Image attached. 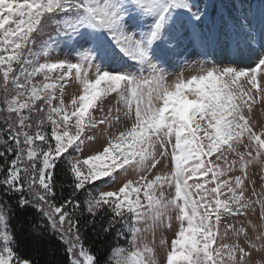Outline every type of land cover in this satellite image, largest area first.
<instances>
[{
  "label": "snow or ice",
  "instance_id": "obj_1",
  "mask_svg": "<svg viewBox=\"0 0 264 264\" xmlns=\"http://www.w3.org/2000/svg\"><path fill=\"white\" fill-rule=\"evenodd\" d=\"M259 16L254 24L249 14L222 13L221 27L204 31L209 14L195 0H0V195L8 197L0 199V264H39L20 254L11 223L32 209L27 233L37 252L58 237L66 260L57 264L264 259V127L253 122L264 106V9ZM185 39L247 54L252 66L213 63L169 82ZM56 45L73 58L53 59ZM72 82L78 94L66 102ZM109 98L116 106L105 109ZM97 131L106 146L81 159ZM60 166L72 189L62 203ZM129 170L136 178L120 180ZM240 216L258 222L225 225ZM89 226L131 247H111L102 262L85 244Z\"/></svg>",
  "mask_w": 264,
  "mask_h": 264
},
{
  "label": "rangeland",
  "instance_id": "obj_2",
  "mask_svg": "<svg viewBox=\"0 0 264 264\" xmlns=\"http://www.w3.org/2000/svg\"><path fill=\"white\" fill-rule=\"evenodd\" d=\"M195 2L201 9H207L208 11L209 19L207 23H205L207 30L210 27L215 30L220 28L223 23L222 18H221L222 13L219 11V8L222 5V0H195ZM248 2L252 3V0H248ZM226 3L228 4L229 8H230L229 4H231V8H233L232 10L231 9L228 11L226 10L227 13L231 11L229 13L232 14V16H236V15L240 16L241 14L240 11H242V7L238 6L239 0H227ZM238 7L240 9L238 10L239 14H237ZM263 7H264V4H263ZM263 7H261L259 10L261 11ZM254 8H257V7L254 6ZM223 18L225 20V18H229V17L225 16ZM205 24L202 25V28L204 29V31H207L205 29ZM214 47L215 45L208 48V47L202 46L201 44L199 45V47H196L195 44L190 43L188 39H185L182 42L179 49L177 50V55L170 58L169 66L167 69L169 73V82L174 80L177 74L183 73L185 76H190L195 72L196 69L200 67H205V68L211 67L213 63H215L217 67L233 66L239 69H244V68L252 66V59H250L249 56H247V54L242 55V56L234 55L232 50H230L227 47H223V46H220L218 48V53H216V51L214 50L215 49ZM52 58L53 59H64V58L72 59L73 56L70 53L68 48H65L63 45H56L52 53ZM76 94H78V85L75 82H72L70 83L69 86L66 87V94H65L66 102L73 95H76ZM115 106H116V100L114 98H109L105 102V109L110 108V107L114 108ZM97 115H100V114L97 113ZM253 122L256 125L257 129L264 127V106H257V108L254 110ZM128 123L129 122H125V125H127ZM112 131L114 132L115 128L112 129ZM89 134H93V133H89ZM94 135L96 137L94 140L92 141L85 140L83 150L79 154L81 159L86 158L88 155L94 154L95 152L99 150H102V147L106 146L107 138L102 134L101 131L95 132ZM250 172H252L251 168H250ZM136 176H137V173L135 171L129 170L127 173H123L120 176V180L134 179L136 178ZM251 178L256 181V190L257 192H260L261 191V180L259 178V175H252ZM97 183L99 184L100 182L98 181ZM118 186H119V181L116 184L105 186L101 190H113L115 187H118ZM77 196L81 201L83 200V196H81L79 193L77 194ZM249 218L252 219L253 221L258 222L257 217L255 216H251V217L240 216L236 218L227 219L224 221V223L225 225L228 223L234 224L238 228L242 225H247V221ZM174 230H175V223L173 225V231H167L164 233V235L168 237L169 241L172 238H174L173 236ZM160 235L161 233L157 232L156 234L157 245L160 239ZM250 235H254V234L250 232ZM111 238L113 239V241H111L112 247L117 246V245L129 247V248L131 247V245L128 244L127 240L123 238L117 241L114 234L111 236ZM151 238L152 237L150 233L146 234L147 240L150 241ZM226 239L228 241H231L232 239H234L231 232L228 233V236ZM157 251H158L159 256L163 258V255H164L163 250L158 248ZM261 255L262 254L253 253L252 258L254 261L257 262V264H264V259L261 258Z\"/></svg>",
  "mask_w": 264,
  "mask_h": 264
},
{
  "label": "trees",
  "instance_id": "obj_3",
  "mask_svg": "<svg viewBox=\"0 0 264 264\" xmlns=\"http://www.w3.org/2000/svg\"><path fill=\"white\" fill-rule=\"evenodd\" d=\"M7 158L10 159V156ZM3 159L0 158V164L3 163ZM69 183L70 177L66 175L63 166L58 167L55 175V191L58 203H62L64 200L71 198L72 189L69 187ZM0 199H8V197L0 195ZM12 203L14 204L15 201L13 200ZM33 219H35V209L29 212L18 210L11 222L19 239L20 254L22 256L35 257L39 261V264H57L58 261H65L66 254L63 250L64 246L55 234L49 235L47 240L39 246L38 252L35 250L31 238L27 233L28 225ZM83 234L85 236V244L90 246L92 251L98 254L101 261L103 262L107 259L112 247L111 241L113 239L111 236L103 239L98 238L91 226L85 229Z\"/></svg>",
  "mask_w": 264,
  "mask_h": 264
},
{
  "label": "bare ground",
  "instance_id": "obj_4",
  "mask_svg": "<svg viewBox=\"0 0 264 264\" xmlns=\"http://www.w3.org/2000/svg\"><path fill=\"white\" fill-rule=\"evenodd\" d=\"M226 2H227V0H222V5L219 8V11L221 13H223V17H225V16L233 17V18L238 17L237 15L236 16H232V14L229 13L231 11H229L227 13L228 10H230V9L232 10L233 8H231V4H229L230 5V8H229V6H228V4ZM263 4H264L263 0H252V3H249L248 0H239V5L238 6L242 7V11H240L241 12L240 15L247 14L246 11L249 13L250 16L251 15H255L254 13H260L259 9L261 7H263ZM254 6L257 7V8H254ZM263 9H264V7H263ZM238 10H240L239 7H238L237 11ZM233 12H235V11H233ZM237 14H239V11H238ZM225 20H228V18H225ZM258 23H259V20H258V22L256 24H258ZM216 24H217V22H216ZM217 26H219V25H217ZM217 26H216V28H217ZM229 27H230V21H229ZM219 47H220L219 45H215V47H214L215 49L214 50L216 51V53H218V48ZM65 98H66V96H65Z\"/></svg>",
  "mask_w": 264,
  "mask_h": 264
}]
</instances>
